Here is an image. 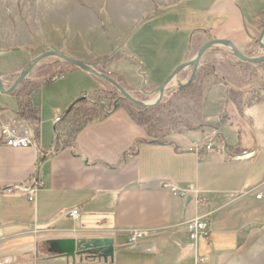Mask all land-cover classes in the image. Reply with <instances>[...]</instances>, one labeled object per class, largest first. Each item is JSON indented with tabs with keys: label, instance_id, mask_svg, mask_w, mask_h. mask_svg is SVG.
Segmentation results:
<instances>
[{
	"label": "crops",
	"instance_id": "1",
	"mask_svg": "<svg viewBox=\"0 0 264 264\" xmlns=\"http://www.w3.org/2000/svg\"><path fill=\"white\" fill-rule=\"evenodd\" d=\"M71 1L63 0L65 11L75 4L85 11H97L102 5ZM57 2L50 0L49 10L61 5ZM262 17L264 0H186L129 29L118 25L108 32L97 18L90 26L80 24L83 28L77 32L71 14H65L60 24L47 20L41 25L37 38L43 34L39 38L50 47L47 50L89 63L113 51L122 52L105 63L103 71L119 77L130 94L150 98L178 65L195 55L194 47L210 39H228L242 53L250 51ZM208 55H203L199 67L205 66ZM0 58L13 62L12 70L24 64L23 56ZM189 70L185 68L170 82L164 96L171 95L177 78ZM102 85V79L69 67L62 78L41 84L30 94L38 116L36 149L6 146L0 135V244L13 253L7 264H195L196 256L214 264L264 227V199L246 193L264 182V90L258 101L246 104L251 82L238 88L242 93L234 110L241 129L235 145L205 150L204 140L192 134L154 132L124 106L106 114L95 107L66 145L49 153L57 137L59 143L67 140L62 127L73 108L81 105L71 108L72 104L84 96H97ZM93 101L82 104L92 106ZM16 110V97L0 93V125L19 120ZM56 117H60L57 123ZM193 143L198 148L190 150ZM34 173L41 186L33 201L19 190L15 195L5 193L7 187L29 183ZM163 183L192 187L195 192L175 196L161 187ZM188 196L191 200L186 203ZM73 209L79 211L77 219L70 216ZM204 214H208L209 243L192 242L186 224ZM132 231L146 236L131 243ZM90 237L113 239L111 262L83 256L74 261L61 258L50 254L45 243Z\"/></svg>",
	"mask_w": 264,
	"mask_h": 264
},
{
	"label": "rangeland",
	"instance_id": "2",
	"mask_svg": "<svg viewBox=\"0 0 264 264\" xmlns=\"http://www.w3.org/2000/svg\"><path fill=\"white\" fill-rule=\"evenodd\" d=\"M73 1H71L72 4H74ZM184 1L186 0H92V2H88L89 6L95 7L96 3L102 4L97 11L80 10L75 4L71 5L70 11L66 10L69 12L65 13L63 0H58L57 3H61V5L56 6L54 10H49L48 8L50 0H0V57L10 55L24 57L23 66L15 70H12L13 68L10 66L13 62L7 61L4 63L5 60L0 58V72H8L0 75L3 83L6 88L10 87L20 71L33 57L50 48L40 42L39 37L43 34L38 35L37 38V32L43 30L41 25L47 24V20L60 24L65 14H71L73 28L79 32L78 27L83 28L80 27V24H89L90 26V23L92 24L97 18L103 24L102 29L105 28V32H108L113 26L118 25H126L128 26L127 29H129L163 10L181 5ZM263 23L264 19L259 21V31H261ZM104 24L112 26H105ZM108 34L111 33L109 32ZM197 47H194L192 51L198 50L199 47ZM253 47L250 51L244 52V54L247 56H251L252 52L255 55L259 54L260 47L257 42L254 43ZM210 49L212 52L210 55L204 56V63L211 72L206 73L198 80L201 83L198 99L195 100L180 94L174 95L171 99L169 98L156 112L148 114V116L151 115V120L149 125H147L154 132L162 134L168 130H179L192 134L199 140H204V142H211L217 148H222L223 144L225 146L235 145L234 143L241 127L239 118H237L238 112L234 110V102L238 105L240 98H235L233 94H228L227 91L229 87H239L244 73L232 64L238 59L232 56L227 48L215 46ZM115 53L114 51L112 52L116 56ZM260 53L261 56L264 50L261 49ZM122 54V52H119V57ZM70 66L57 58H46L36 64L28 73L23 80L22 89H27L30 86H39L49 82L52 77H57L61 74L65 75V71ZM190 75L189 70L183 76H179L175 83L183 85L188 81ZM112 77L116 80L119 79L116 76ZM255 80L253 79L252 82ZM102 86L104 89L98 91L97 96L92 98L84 96L83 98L89 102L90 100H98L99 103L108 105L109 101L107 99L113 86L104 80ZM124 88H126L125 84ZM137 94L136 97L139 100H144L148 103L153 102L157 97V93L155 95L151 93L150 98ZM121 105L130 110L127 104L122 103ZM84 111L92 112L95 111V108L90 106V104H81L79 107L73 108V113L69 115L70 119L63 125L62 130L66 129L67 134L72 135L76 123L80 124L82 122L79 115ZM74 119L76 120L74 121ZM221 137L223 138L221 139ZM245 243L244 246L239 247L226 257H221L214 264H264V227L251 235ZM199 245L200 250H202L203 245L201 243ZM41 247L45 252L46 248L44 246ZM205 250H208V248ZM12 256L13 253L6 251L3 245L0 244V264L9 263Z\"/></svg>",
	"mask_w": 264,
	"mask_h": 264
},
{
	"label": "water",
	"instance_id": "3",
	"mask_svg": "<svg viewBox=\"0 0 264 264\" xmlns=\"http://www.w3.org/2000/svg\"><path fill=\"white\" fill-rule=\"evenodd\" d=\"M264 23L262 29L257 37V44L258 46L264 50ZM215 46H222L227 48L229 52L234 56L236 59L250 63V64H259L264 62V55L258 57H251L247 56L242 53L232 41L228 39H210L204 42L195 55L188 61L178 65L167 77L166 79L157 87L155 92L157 93L156 99L151 102H145L138 99H135L131 96V94L112 76L99 72L93 68V65L89 62H85L80 59H76L70 57L62 52L56 50H47L39 55L35 56L29 63L25 65V67L20 71L18 76L14 79L12 85L8 88L5 87L3 80L0 76V93L4 95H9L13 93L17 87L23 82V80L27 77L28 73L34 68L36 64L40 61L54 57L58 60L71 65L75 68L81 69L87 73L102 79L109 84H111L115 89H117L122 97L131 102L132 104L139 106V107H152L155 106L160 99L164 96L165 90L170 82L185 68H192L191 75L189 80L184 83L182 86L186 85L190 80L193 79L197 69L199 68L200 61L205 54V52L212 47ZM181 85V84H180ZM174 150L176 148L174 147ZM191 200V196L186 197V203ZM45 243L48 245V252L52 255L71 259L74 261L76 257H82L83 255H87L89 257L96 258L98 260H102L103 262L107 263L108 261L113 260L114 255V245L113 239L111 237H90V238H56V239H49L46 240Z\"/></svg>",
	"mask_w": 264,
	"mask_h": 264
},
{
	"label": "trees",
	"instance_id": "4",
	"mask_svg": "<svg viewBox=\"0 0 264 264\" xmlns=\"http://www.w3.org/2000/svg\"><path fill=\"white\" fill-rule=\"evenodd\" d=\"M262 19H264V18L262 17ZM263 43H264V40H263ZM211 52L212 51L209 48L205 52L204 55L209 54ZM118 53L117 52L115 53L116 56L112 54L110 56L94 59L93 61H91V65H93L100 72L105 73L103 71L102 67L105 65V63L112 61L115 58H118L119 57ZM232 64L238 70H240L244 73V76L242 77V80L240 81L239 87L245 83L251 82L252 91L247 92V96L249 97V99L246 102V104H252V103L258 101L262 97V95L260 94L261 93L260 91L264 90V62L259 63V64H250V63H246V62H242V61L237 60L235 62H232ZM73 68H75V67H73ZM189 69H190V74H191L192 68L190 67ZM209 72H211V71L206 66L199 67L192 80H190L184 86H182L180 84L174 85V88L172 90L171 95L169 97L167 95L163 96L160 99V101L155 106H152V107H139V106L132 104L131 102L125 100L122 97V95L120 94V92L117 89H115L114 87L110 91V96L107 99L109 101L108 105L101 104L98 102V100H95V101H93L92 106H93V108H95V107L99 108L100 110H102L104 112V114H106V113L112 111L114 108L122 106L121 105L122 103H125L130 108V110L128 109L130 112V115H132L140 124H142V125L148 124L149 125V122L151 120V117H150L151 115L148 116V114H151L152 112H156L160 107H162L165 104L166 101L169 100V98L171 99L174 95H176V94L185 95V96H189L192 99L197 100L198 96H199V91L201 88V83H199L198 80L200 79V77H203L206 73H209ZM108 75L112 76L111 74H108ZM253 79H256V80L254 82H252ZM118 80L117 81L121 84L120 78ZM22 86H23V82L17 87V89L13 93H11V95H14L16 97V101H17L16 114L25 123V125H27L28 127H30L32 129L33 136L36 138V135L38 133V131H37L38 130V116H37L36 108H34L31 104L30 94L38 86H30L27 89H24V88L22 89ZM122 86L124 87V84ZM239 87L232 88L231 91L229 92V94H233L235 98L236 97L239 98L241 96L240 93H242L239 91L240 90V89H238ZM125 89L128 91L127 87ZM131 96L133 98L139 100V98L136 97V95L131 94ZM142 101H144V100H142ZM85 102H86V100L84 98H81V99L75 101L72 104L71 108L74 105H79V104H82ZM92 114H93V112H91V111H84L80 117L82 119V122L80 124L76 123V127H74L72 134L80 127V125L83 122H85L87 119L91 118ZM146 114H147V116H146ZM67 136H68L67 140L61 141L60 143L58 141L59 137H57V139L55 140V148L51 149L49 151V153H55L62 148L61 145H66V143L69 141L70 136H72V135L67 134Z\"/></svg>",
	"mask_w": 264,
	"mask_h": 264
},
{
	"label": "built area",
	"instance_id": "5",
	"mask_svg": "<svg viewBox=\"0 0 264 264\" xmlns=\"http://www.w3.org/2000/svg\"><path fill=\"white\" fill-rule=\"evenodd\" d=\"M264 55V53L262 54ZM251 57L255 56L254 52L251 53ZM64 74H61L57 77H52L50 81L55 80L56 78H62ZM60 117L55 118V122H59ZM0 135L4 145L12 147V148H29L35 147L36 149V140L33 136L32 129L25 125L21 119L12 120L10 122H5L0 125ZM202 146L205 150L212 149L213 145L211 142H203ZM198 148L196 144H192L189 148L190 150H194ZM41 186V181L38 174L34 173V175L29 179V183L25 185H13L7 187L4 191L8 195H15L17 191H21L22 194L29 200L33 201L36 191ZM163 189H166L171 194L175 196L185 197L187 194L195 192L192 187L180 188L171 183H163L161 185ZM246 193H254V198L257 200L264 199V182L262 185L257 188L246 189ZM70 216L72 219H77L79 217L78 209H73L70 212ZM186 232L188 239L192 242H196L198 239L204 240L207 244L210 240V231L208 225V214L200 215L192 218L186 224ZM146 236L145 233L140 231H132L129 234V241L131 243H135L140 239H143ZM206 259L202 256H196L195 264H205Z\"/></svg>",
	"mask_w": 264,
	"mask_h": 264
},
{
	"label": "flooded vegetation",
	"instance_id": "6",
	"mask_svg": "<svg viewBox=\"0 0 264 264\" xmlns=\"http://www.w3.org/2000/svg\"><path fill=\"white\" fill-rule=\"evenodd\" d=\"M47 250H48V246H47ZM83 257H89V256H87V255H83ZM89 258H91V257H89Z\"/></svg>",
	"mask_w": 264,
	"mask_h": 264
}]
</instances>
